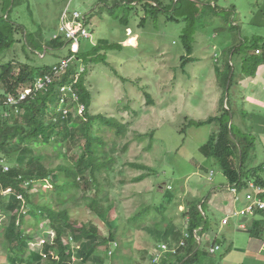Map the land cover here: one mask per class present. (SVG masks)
<instances>
[{
    "label": "rangeland",
    "instance_id": "374dc122",
    "mask_svg": "<svg viewBox=\"0 0 264 264\" xmlns=\"http://www.w3.org/2000/svg\"><path fill=\"white\" fill-rule=\"evenodd\" d=\"M14 1L15 8L11 11L10 8L6 10L5 15H8L9 22L25 28L27 34L39 32L43 40L50 41L58 34L61 16L66 8L69 12L78 11L85 17V28L89 34L88 39L78 40L77 47L66 42L63 48L56 50L45 48L39 55L37 52L29 51L23 41L25 36L24 34L22 36L20 31L14 36L19 42L0 58V66L13 62L15 73L18 62H26L35 68L53 66L68 54L75 55V50L78 55L91 47H96L100 41L121 46L102 53L105 63L79 67L82 71L85 69L87 88L93 96L91 114L113 117L126 125L125 135L120 138L114 137L117 143L114 155L116 162L110 176L109 202L104 203L105 207L111 205V209L104 214L105 219L116 223L118 231L115 233L106 225L105 220L92 214L83 207V204L79 205V201L76 202L78 208L71 211L73 219L79 226L87 227L89 223L96 226L101 240L107 238L109 234L115 235L114 243L117 246L109 244L107 253L112 250V253L117 255L132 254L131 264H155L154 259L146 258L147 254L143 255L145 259L140 260L141 254L138 255L135 248V252L131 250L134 239H136L134 246L147 241L143 251L151 247L156 251L157 246L167 242L165 240L163 242V233L152 238L156 233L155 225H166L160 221L163 213L168 221L179 227L176 232L182 234L183 217L180 211L185 208V202L201 201L204 213L209 214L208 206L202 198L206 199L210 184L228 183L215 160L206 159L200 152V147L208 142L209 137L217 130V125L212 123L198 128L187 125L190 120L204 121L219 115V102L224 88L222 82L219 83L221 80L217 75L219 69H224L226 60L224 52L227 50L219 47V51L215 52L212 46L214 43L224 44L225 37L229 38L232 47L237 44L242 46L239 66L237 62L239 56L230 57L234 61L231 62L235 72L232 74L231 89L229 93L224 92V98L225 101L229 99V103L233 102L236 105L232 122L239 127L242 134L255 137V147L251 153L249 166L262 168L260 177L264 180V105L257 104L254 98V94L264 85V70L261 69L264 64L258 65L253 76H250L249 68V62L256 59L252 57L255 45L252 44V39L260 37L264 41V0H188L191 2L182 0V3L192 5L198 11L189 35L193 47L191 56L186 54L181 39L182 30L185 28L182 21L184 17L177 14L173 8L165 13H157L158 11L149 7L144 11L138 4L129 6L132 10L122 15L118 13L116 16L119 18L114 19L108 16L107 8L122 0ZM160 1L163 6L167 4L172 6L177 0ZM4 7H7L5 1L0 0V15ZM181 7L186 6H178L176 10ZM214 12L218 18L214 17ZM123 16L128 22L130 33L120 21ZM227 19L230 31L224 23ZM216 21L218 23H215ZM238 21L244 23L242 31L234 28L236 24H233ZM224 26L227 34L220 30ZM135 34L138 38L134 39ZM183 57L190 60L185 64ZM216 57L220 59L216 61ZM220 60L223 65L217 67ZM182 64L185 65L182 67ZM254 80H257L258 84H255ZM71 110L74 112V109ZM105 129L108 128L104 127L105 139L113 138L114 133ZM124 145L126 151L123 153L121 149ZM37 154L44 157L52 156L53 152L48 147L39 150ZM78 154L79 150L73 148L70 156L76 158ZM59 163L51 161L52 166ZM128 164H143L151 170L138 171ZM199 168H203L204 171H198ZM141 175H145L142 181H134ZM195 189L203 197L193 196L196 193ZM166 193L170 199L165 198ZM81 195L80 192L78 197ZM168 200L170 203L167 205ZM243 203L242 207L245 206ZM23 216L31 222H36L28 213ZM210 219L213 221V228L216 223V242L220 250L215 255L208 253V258L213 261L220 260L218 264H264L258 259L264 258V225L261 229L262 238L259 240L250 237V233L237 229L241 221L238 217L230 216L229 224L222 228L221 215ZM2 221L8 225L10 217L0 206V222ZM133 222L142 223V228L130 230L129 226L132 227ZM251 223L253 221L250 220L247 225L250 226ZM31 229H29L33 237L29 245L31 252L40 251L42 243L51 242L54 237L46 220H42L37 228ZM160 230L163 232L164 228ZM129 234L130 247L125 242ZM119 240H124L125 246L120 247ZM173 242L170 247L178 245L177 242ZM208 245L210 243L207 244L204 240L201 250L208 252ZM256 248L259 250L254 252ZM101 251H104V248L100 249ZM165 256L166 254H163L157 260V264H161ZM122 263L123 261L112 259L111 256L106 262ZM0 264H8L1 254ZM205 264H209L208 261H205Z\"/></svg>",
    "mask_w": 264,
    "mask_h": 264
},
{
    "label": "trees",
    "instance_id": "16d2710c",
    "mask_svg": "<svg viewBox=\"0 0 264 264\" xmlns=\"http://www.w3.org/2000/svg\"><path fill=\"white\" fill-rule=\"evenodd\" d=\"M4 1L7 7L1 10L0 15V58L19 42L14 36L20 31L21 35L25 36L23 37L25 45L27 44L29 51L33 53L37 52L40 55L45 48L56 50L65 46L64 40H43L39 32L27 34L25 28L9 22L5 11L9 8L11 11L16 5L14 0H11L12 4L10 0ZM160 2L122 0L107 8L108 16L118 19L116 16L118 13L122 15L132 10L129 6L138 4L144 11L149 7L158 11L157 13H165L173 8L177 14L184 17L182 21L185 28L182 30L181 39L186 54L191 56L193 47L189 35L198 11L194 6L182 3V0H177L172 6L168 4L163 6ZM178 6L186 7L176 10ZM214 10L216 11V6ZM214 15L218 16L216 12ZM120 21L125 30L130 29L124 16ZM228 22L227 19L224 23L230 31ZM225 28L224 26L223 29ZM234 28L238 29L236 26ZM252 44H255L252 57L256 59L251 62L248 60L250 76L255 74L258 65L264 64V41L260 37H254ZM241 46L242 44H237L224 52L226 55L224 69L217 75L221 80L219 83L222 82L224 88L219 102V115L204 121L190 120L187 123L188 127L195 128L212 123L217 125V130L209 137L208 142L200 147V152L206 159L215 160L231 187L237 189V193L247 190L249 183L264 188V180L260 177L263 169L249 166L251 153L255 147V137L242 134L239 127L232 122L234 113L232 104L229 103V99L225 101L224 98V92L229 93L231 89L233 78L230 57L241 55ZM119 47H121L119 44L100 41L96 47L76 54V59L66 72L61 77H55L45 90L39 92L33 90V84L39 78L50 74L52 66L35 68L26 62H18L17 73L14 71L13 62L0 66V95L4 98L9 94L15 95L19 91L32 89V93L25 101L13 107L3 105L0 110V160H4L9 167L8 172L0 173V206L10 217L8 225H5L4 221L0 222V254L6 258L8 264H106L108 261L107 250L109 244L115 242V235L109 234L107 238L101 240L96 226L90 223L87 227L79 226L73 219L71 211L83 204V207L92 214L105 220L106 225L115 233L118 231L116 223L105 219L104 214L111 209V205L105 207L104 203L109 202L110 176L116 162L114 155L117 143L114 137H123L126 125L113 117L91 114L93 96L87 88L85 69L81 72L79 67L105 63L102 53ZM71 55L68 54L67 57ZM189 60L183 57L185 64ZM185 64H182V67ZM62 87H69L70 91L66 94L61 93ZM146 96L150 101L149 96ZM71 109H74V112ZM104 127L109 129L105 131L114 133L113 138L105 139ZM48 147L53 152L52 156L41 157V154H37L39 150ZM73 148L79 150L76 158L70 156ZM125 151L124 145L121 152ZM51 161L60 163L52 166ZM128 166L138 171L151 170L143 164ZM144 178L145 175H141L134 181L140 182ZM32 189H35L34 192H30ZM8 191V196L3 197L2 193ZM80 192L82 195L78 197ZM165 198L170 199L168 193L165 194ZM77 201L79 205L76 204ZM169 203L170 200L166 202L167 205ZM27 213L29 217L36 219V222L24 218L23 214ZM181 213L185 221L181 226L182 231L186 232L188 237L184 240V246L174 255L166 254L161 264H205V261L209 264H218L220 260L213 261L208 258V252L202 251L199 243L202 235L210 229L201 201L185 202V208ZM42 220L48 222L54 237L51 242L44 241L40 251L31 252L29 245L33 237L29 229L37 228ZM160 221L166 225L158 226L155 223L154 230L160 232L163 227V240L167 241L166 244L174 240L173 243L178 244L183 234L174 231L176 228L172 227V222L166 219L164 213ZM133 223L132 227L129 226L130 230L142 228V223ZM263 223L262 217L253 221L251 237L262 238ZM169 230L172 235L170 239L166 238ZM130 238L131 234L127 237L128 240L125 239L129 247ZM102 248L104 251L100 252ZM111 257L123 261L122 264H131L133 256L112 253Z\"/></svg>",
    "mask_w": 264,
    "mask_h": 264
},
{
    "label": "built area",
    "instance_id": "2783aa9c",
    "mask_svg": "<svg viewBox=\"0 0 264 264\" xmlns=\"http://www.w3.org/2000/svg\"><path fill=\"white\" fill-rule=\"evenodd\" d=\"M130 33V31H128ZM89 34L85 28V17L81 15L78 11L69 12L66 8L61 16V23L58 28V34L52 37L53 40H64L65 42L71 43L74 46H78L79 39H88ZM259 54L258 51H256ZM76 59V50L75 55L72 54L62 60L58 64L52 66L50 74L39 78L33 84L34 91H43L46 87L54 80V78L61 77L68 67L74 62ZM82 71V69H81ZM70 91L69 87H62L60 92L66 94ZM32 93V89H26L24 91H19L17 94H9L5 96V98L0 95V110L5 106L13 107L18 103L23 102L26 98ZM9 167L4 160H0V173L8 172ZM27 186V183H25ZM231 191L234 194L237 193V189L235 187L231 188ZM1 192V190H0ZM8 192L2 193L4 197H7ZM21 197H18L20 199ZM244 201L246 205L238 210H236L231 216L238 217L240 219H250L255 216H260L264 218V188L257 186L253 183H249V187L247 190H244ZM228 222V218L222 221V224L225 225ZM241 228H244V223H239ZM188 237V234L184 232L182 240L178 243L177 246L170 247L167 244H162L157 246L156 251H154L152 259H154V263L157 264V260L162 257L163 254H176L179 248L184 246V240ZM197 238V237H196ZM197 240H199L197 238ZM116 247L117 244L113 243ZM220 250L219 246L213 245L208 249V253L210 255H215ZM112 255V250H109L108 257Z\"/></svg>",
    "mask_w": 264,
    "mask_h": 264
},
{
    "label": "crops",
    "instance_id": "0c3cea01",
    "mask_svg": "<svg viewBox=\"0 0 264 264\" xmlns=\"http://www.w3.org/2000/svg\"><path fill=\"white\" fill-rule=\"evenodd\" d=\"M214 17L215 18H218V16H215L214 15ZM215 23H218V21H216ZM236 24V25H235ZM233 25H235L236 27H238V29H241V31H242V27H243V25H244V23L243 22H241V21H238L237 23H234ZM241 27V28H240ZM220 30H223L224 32H226L225 31V29H223V27H221V29ZM128 31H130V29H128ZM131 32V31H130ZM226 34H227V32H226ZM215 35H217V34H215ZM135 37H134V39L135 38H138V35L137 34H135L134 35ZM227 36H229V35H227ZM239 37V39L241 38L240 37V35L238 36ZM224 44H222L221 43V45H219L218 43H214L213 44V46H212V50H214L215 52L217 51H219V47H222L224 50H229V48L230 47H232L231 46V42L229 41V38L228 37H225L224 39ZM123 44H124V41H123ZM137 44H138V42H136V46H137ZM216 55V54H215ZM219 57H216V61H217V59H218ZM233 58V57H232ZM230 59V65H232L233 66V64H232V62L234 63V61H233V59ZM240 58H241V55H239V57H238V60H237V62H238V66H239V60H240ZM220 59V58H219ZM215 61V62H216ZM232 61V62H231ZM216 63H218V62H216ZM223 64H222V60H220V64H218L217 65V67H221ZM223 69V68H222ZM222 69H219V72H221L222 71ZM261 69H263L264 70V67H262ZM234 70H233V75H234ZM247 82V81H246ZM255 84H258V82H257V80H254L253 81ZM259 83H261V81H259ZM262 88H260L259 89V92H257V93H255L254 94V98L256 99V102H257V104H260V105H264V85L263 86H261ZM236 91H237V89H236ZM253 91H254V89H253ZM218 97V96H217ZM235 97H236V93H235ZM245 97V96H244ZM237 98H238V96H237ZM218 104V102L216 101V105ZM231 104H232V109H233V111H234V113H236L235 112V109H236V105H235V103H233V102H231ZM198 171H204V169L203 168H199L198 169ZM211 175H212V173H211ZM223 178L228 182V180H227V178L225 177V175L223 174ZM211 185V187L209 188V190H208V195L206 196V199L205 198H202V200H204L205 199V203L207 204V206H208V209H209V214L208 213H206V215L205 216H207V218L210 220V223H211V227H210V225H209V227H210V229L208 230V231H206L203 235H202V238L199 240L200 242L199 243H201L202 244V242L205 240L206 241V243L207 244H209L210 243V245H208V247L210 248L211 246H213V245H217V246H219V244L218 243H216V238H217V236L215 235V227H216V223L214 224V228H213V221H212V219H210V218H214V217H216V215H221V223H220V228H222L223 226H226V225H228L229 224V221L227 222V224H225V225H223L222 224V221L224 220V219H226V218H229L236 210H238V209H240L243 205H242V201H244L243 199H244V191L243 192H241V193H239V194H234L232 191H231V185L229 184V182L227 183V184H223V182H221V183H219L218 185H215V184H210ZM196 190V189H195ZM246 191V190H245ZM195 195H193V196H198V197H203L202 195H200L199 194V191L198 190H196V193H194ZM244 205H246V203H243ZM180 208H182V207H180ZM183 210H184V207L182 208V210L180 211V212H183ZM233 212V213H232ZM204 213V214H205ZM232 213V214H231ZM257 217V216H256ZM256 217H254V218H256ZM254 218H250V220L251 221H254ZM257 219V218H256ZM209 220H208V222H209ZM215 220H216V218H215ZM243 220H246L245 222H243ZM249 219H241V221L239 222V223H246L245 224V226H244V228H241L239 225H238V227H237V229L238 230H240V231H245V232H247L248 234L252 231V223L250 224V226H248L247 225V223L250 221ZM184 223H185V221L183 220V223H182V225H184ZM172 227H175L173 224H172ZM176 228V230L179 228H177V227H175ZM175 229H174V231H176ZM154 232H155V230H154ZM169 232H170V230H169ZM167 233V236H166V238L168 237L169 239L170 238H172V235H171V232L170 233ZM159 233H164V230H163V232H158V231H156V233L153 235V237L152 238H154V237H157L158 236V234ZM183 234V233H182ZM149 236V235H148ZM151 237V236H150ZM181 237H182V235H181ZM251 237V236H250ZM261 237V236H260ZM252 238H255V239H259V240H261L260 238H257V237H252ZM117 241V240H116ZM123 241L124 240H119V243H120V247L121 246H124L123 245ZM135 241H136V239H134V244H133V249H131L132 251H134L135 252V250H136V252H137V254L139 255V254H141V256H140V260L141 259H145L144 257H143V255L144 254H147V256H146V258L147 259H150V260H152V256H153V253H154V251H155V248H154V250H152V247L151 248H149L148 250H144L143 251V249H145L146 248V245H147V241L146 242H141L140 244H138V246H134L135 245ZM163 242H164V240H163ZM171 242V241H170ZM168 244V243H167ZM170 244L171 243H169L168 245L170 246ZM134 248H135V250H134ZM208 248V249H209ZM254 250V249H253ZM259 250V248H256L255 250H254V252H257ZM208 251V250H207ZM131 255V254H130ZM259 260H261V261H263L264 262V258H261V257H259L258 258Z\"/></svg>",
    "mask_w": 264,
    "mask_h": 264
},
{
    "label": "water",
    "instance_id": "95a60500",
    "mask_svg": "<svg viewBox=\"0 0 264 264\" xmlns=\"http://www.w3.org/2000/svg\"><path fill=\"white\" fill-rule=\"evenodd\" d=\"M246 220H243V222H245Z\"/></svg>",
    "mask_w": 264,
    "mask_h": 264
}]
</instances>
